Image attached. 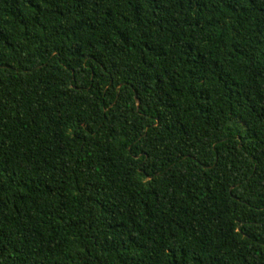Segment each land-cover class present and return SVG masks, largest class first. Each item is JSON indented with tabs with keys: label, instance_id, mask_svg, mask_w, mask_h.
<instances>
[{
	"label": "trees",
	"instance_id": "trees-1",
	"mask_svg": "<svg viewBox=\"0 0 264 264\" xmlns=\"http://www.w3.org/2000/svg\"><path fill=\"white\" fill-rule=\"evenodd\" d=\"M0 264H264V0H0Z\"/></svg>",
	"mask_w": 264,
	"mask_h": 264
}]
</instances>
